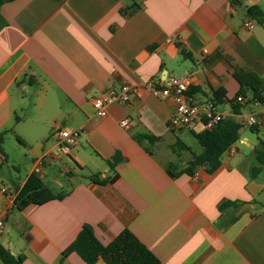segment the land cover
Masks as SVG:
<instances>
[{
    "label": "crops",
    "instance_id": "obj_1",
    "mask_svg": "<svg viewBox=\"0 0 264 264\" xmlns=\"http://www.w3.org/2000/svg\"><path fill=\"white\" fill-rule=\"evenodd\" d=\"M253 5L264 12V0L2 4L0 243L23 255V264H85L76 253L63 259L61 253L88 224L102 244L129 230L160 264H264V166L249 175L264 128L243 125L255 103L235 102L238 114L229 103L240 89L234 71L264 78V22L243 26ZM171 76L189 78L196 102L223 91L217 108L240 124L232 152L225 151L212 172L203 165L178 173L191 154L176 150L177 143L202 126L169 127L173 98H156L143 85L150 80L161 87ZM123 85L132 89L129 103H112L105 117H96L92 99ZM121 119H128V129L118 125ZM56 128L79 130L70 154L58 159L51 156ZM138 135L155 140L138 142ZM8 148L31 160L17 176L4 170ZM40 159L42 182L68 194L18 210L15 195ZM169 163L176 164L175 177L166 171ZM90 174L108 182H92Z\"/></svg>",
    "mask_w": 264,
    "mask_h": 264
},
{
    "label": "trees",
    "instance_id": "obj_2",
    "mask_svg": "<svg viewBox=\"0 0 264 264\" xmlns=\"http://www.w3.org/2000/svg\"><path fill=\"white\" fill-rule=\"evenodd\" d=\"M13 0H0V6L6 2ZM136 7V5H135ZM134 6L130 7L129 13L133 12ZM246 16L255 20L259 24L264 22V12L258 6H250L246 9ZM152 47L150 46L149 49ZM233 78L237 81L240 89L237 96H241L242 102L230 100L231 110L234 114H238L239 103L242 105L249 103H260L264 100V78L258 76L251 71L238 70L232 73ZM245 89L250 91V97L245 95ZM191 90L187 91V95ZM212 101L215 105L221 103L223 91H211ZM240 124L233 118L226 117L216 123L208 130H202L199 133H194L200 151L194 153L190 151L185 144L178 142L179 149L190 151L191 157L187 161L185 168L178 173L193 174L194 171L203 165L209 168V172L216 170L220 165L222 154L238 139V130ZM5 132L0 133V153L2 151V141ZM135 139L140 142L143 140L152 142L155 140L147 135H138ZM252 155L256 164L250 168V178L257 176L264 166V143L258 142L253 148ZM120 160L119 155L112 158L110 167L113 168ZM176 169L175 163H169L166 166V171L171 177H175L178 173H174ZM87 179L92 182L106 183L108 180H100L98 175L90 174ZM111 180V179H110ZM109 180V181H110ZM68 194L67 191L53 193L40 179L37 173H32L28 176L23 186L18 190L14 198V206L18 210H23L30 204H43L51 200H60ZM228 203L220 209H223ZM230 222V221H226ZM71 253H76L85 264H95L98 260H102L106 264H160L158 258L144 245L136 236L129 230H122L107 244H102L94 235L93 229L88 224H83L73 241L64 248L61 253V258H65ZM0 264H23V255H13L10 250L0 243Z\"/></svg>",
    "mask_w": 264,
    "mask_h": 264
},
{
    "label": "built area",
    "instance_id": "obj_3",
    "mask_svg": "<svg viewBox=\"0 0 264 264\" xmlns=\"http://www.w3.org/2000/svg\"><path fill=\"white\" fill-rule=\"evenodd\" d=\"M254 22L247 17L243 26L251 29ZM206 53V50H203ZM144 87L156 98L172 97L175 108L169 121V127L177 129L200 124L203 130H208L216 123L224 119L221 112L212 101L196 102L192 100L187 91L190 80L187 77H168L164 86L157 87L152 81L144 82ZM131 87L123 85L119 89L108 88L99 96L92 99L91 104L96 117L101 118L107 115V108L112 103L127 105L130 101ZM236 102H242L241 96L236 97ZM257 110L243 116V125L250 128H264V100L260 103L255 102ZM118 125L123 129L129 128L128 119H121ZM79 130H69L66 128H56L52 136L54 138V148L51 156L55 159L68 156L71 149L76 145ZM230 148V147H229ZM227 149L226 151L232 152ZM43 159L36 161L34 173L40 171ZM4 231V223L0 219V236Z\"/></svg>",
    "mask_w": 264,
    "mask_h": 264
},
{
    "label": "rangeland",
    "instance_id": "obj_4",
    "mask_svg": "<svg viewBox=\"0 0 264 264\" xmlns=\"http://www.w3.org/2000/svg\"><path fill=\"white\" fill-rule=\"evenodd\" d=\"M249 96V94L247 95ZM184 144L187 145L190 149V151L197 153L199 150V145L197 141L193 138L192 134L189 132H185V140ZM8 150H10L8 148ZM176 150H179V147L176 148ZM10 154V160L8 161V164L10 167H4L5 172H9L12 176H17L18 173H21L24 171L26 166H29L31 163L30 158L25 159L23 153H20L14 149H11L9 151ZM188 154V153H186ZM225 157V154H222L220 159H223ZM16 168V170L14 168Z\"/></svg>",
    "mask_w": 264,
    "mask_h": 264
}]
</instances>
